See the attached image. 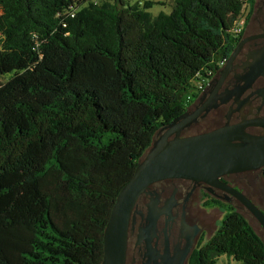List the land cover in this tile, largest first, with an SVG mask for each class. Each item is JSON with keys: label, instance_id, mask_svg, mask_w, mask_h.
<instances>
[{"label": "trees", "instance_id": "16d2710c", "mask_svg": "<svg viewBox=\"0 0 264 264\" xmlns=\"http://www.w3.org/2000/svg\"><path fill=\"white\" fill-rule=\"evenodd\" d=\"M252 0H0V264H100L115 197ZM194 264H264L228 210Z\"/></svg>", "mask_w": 264, "mask_h": 264}, {"label": "flooded vegetation", "instance_id": "af4514ba", "mask_svg": "<svg viewBox=\"0 0 264 264\" xmlns=\"http://www.w3.org/2000/svg\"><path fill=\"white\" fill-rule=\"evenodd\" d=\"M240 40L239 50L228 61ZM233 48L185 110L194 111L209 97L216 104L201 111L181 135L223 125H239L254 135L263 133L264 0H252L246 7ZM219 180L264 211L256 200L264 194V167L226 173ZM230 208L243 215L245 207L219 185L185 177L152 182L139 194L130 213L124 264H194L195 255L212 250L209 241Z\"/></svg>", "mask_w": 264, "mask_h": 264}, {"label": "water", "instance_id": "95a60500", "mask_svg": "<svg viewBox=\"0 0 264 264\" xmlns=\"http://www.w3.org/2000/svg\"><path fill=\"white\" fill-rule=\"evenodd\" d=\"M241 43L242 40L233 48L228 61ZM215 100L209 97L191 112L187 108L153 134L151 144L138 159L129 180L119 189L110 209L103 230L100 264H124L128 221L136 199L152 182L166 177H185L221 186L237 197L264 230V211L238 190L219 184V178L226 173L264 167V131L254 135L239 125H223L181 135L201 111L216 104Z\"/></svg>", "mask_w": 264, "mask_h": 264}, {"label": "rangeland", "instance_id": "374dc122", "mask_svg": "<svg viewBox=\"0 0 264 264\" xmlns=\"http://www.w3.org/2000/svg\"><path fill=\"white\" fill-rule=\"evenodd\" d=\"M153 1L156 3H154L148 9L152 15H156L160 11H164L166 13L170 11V0H153ZM259 199H262V200H259ZM256 200L259 202L261 207L264 208V194H263V198L258 197ZM242 213L247 218V220L250 222V224L255 229V231L258 233V235H260V237L264 240V230L262 229L261 225L257 222V220L245 208H242ZM217 261H218V264H239V262H237L236 260L226 257L225 255H221L220 257H218Z\"/></svg>", "mask_w": 264, "mask_h": 264}, {"label": "built area", "instance_id": "2783aa9c", "mask_svg": "<svg viewBox=\"0 0 264 264\" xmlns=\"http://www.w3.org/2000/svg\"><path fill=\"white\" fill-rule=\"evenodd\" d=\"M242 27H243V15H242V17H240L236 21V23H235V25L233 27V31L237 34V33L241 32ZM223 62H224V59L221 61L220 64H222ZM194 83H195V87H196L197 90H201L203 88V86H204V84H203V82L201 80H196Z\"/></svg>", "mask_w": 264, "mask_h": 264}]
</instances>
